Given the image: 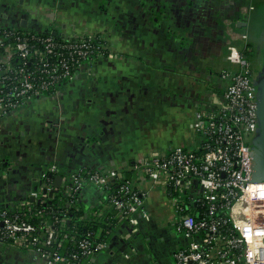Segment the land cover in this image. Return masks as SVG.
Listing matches in <instances>:
<instances>
[{
    "label": "crops",
    "instance_id": "obj_1",
    "mask_svg": "<svg viewBox=\"0 0 264 264\" xmlns=\"http://www.w3.org/2000/svg\"><path fill=\"white\" fill-rule=\"evenodd\" d=\"M39 7L52 11L44 13L45 23L97 31L110 38L115 52L79 71L56 100L0 122V206L31 199L51 166L62 176L87 167L137 179L134 165L145 154L176 146L178 138L191 144L196 112L223 101L221 72L234 67L229 44L248 53L239 46L247 34L261 43L253 52L257 58L264 54V0H0V22L26 26L29 9ZM250 61L253 71L262 69ZM104 195L86 189L87 216L101 221L111 213L112 207L99 208ZM165 201L155 187L147 203L152 219L142 221L131 239H114L113 252L123 260L125 253L131 256L126 264L136 257L144 264H172L170 250L179 241L165 223L172 212ZM113 258L105 252L97 261L114 264ZM38 261L34 252L0 243V264Z\"/></svg>",
    "mask_w": 264,
    "mask_h": 264
},
{
    "label": "built area",
    "instance_id": "obj_2",
    "mask_svg": "<svg viewBox=\"0 0 264 264\" xmlns=\"http://www.w3.org/2000/svg\"><path fill=\"white\" fill-rule=\"evenodd\" d=\"M51 12L30 8L33 20L26 17V26L0 22V122L29 105L56 100L79 71L114 57L110 38L70 30L65 21L45 23ZM228 52L234 67L221 72L223 101L196 112L191 144L145 154L134 165L137 179L80 167L65 174L53 194L57 167L46 168L31 199L0 206V243L34 252L39 264H98L105 252H112L114 264L132 263L128 252L124 260L113 252L114 239H131L142 221L152 219L147 203L159 187L172 211L169 226L183 238L172 264H264V179L258 178L252 144L260 127V95L244 50L229 44ZM91 187L105 194L99 208L112 207L111 214L102 208L101 217L117 218L110 235L80 234L71 222L67 207L80 203L77 208L86 209ZM57 195L67 207L58 200L55 212Z\"/></svg>",
    "mask_w": 264,
    "mask_h": 264
},
{
    "label": "trees",
    "instance_id": "obj_3",
    "mask_svg": "<svg viewBox=\"0 0 264 264\" xmlns=\"http://www.w3.org/2000/svg\"><path fill=\"white\" fill-rule=\"evenodd\" d=\"M245 55L248 56L247 51H244ZM116 188V185L114 186ZM56 200L52 204L54 209L57 212L59 204L63 205L65 208L67 207L64 202L60 201L59 195L56 196ZM58 200L61 202L58 204ZM42 205H36V207H41ZM81 206L80 203H76L75 205H71L70 207H67L70 212V216L72 217L71 222L72 224L76 223L77 227L79 229V233H87L88 231L94 232L95 235L103 236V235H110L113 232V227L117 223V218H112L111 220H106L107 216L110 217L111 215L106 214V218L102 219L101 221L94 220L92 217L87 216L86 209H78L77 207ZM55 214V213H54ZM111 214V213H110ZM33 222L38 223L39 220L36 218H33ZM71 224V225H72Z\"/></svg>",
    "mask_w": 264,
    "mask_h": 264
},
{
    "label": "flooded vegetation",
    "instance_id": "obj_4",
    "mask_svg": "<svg viewBox=\"0 0 264 264\" xmlns=\"http://www.w3.org/2000/svg\"><path fill=\"white\" fill-rule=\"evenodd\" d=\"M253 78L260 95V115L262 121L257 134L252 139V144L256 155L257 166L264 173V69L253 71ZM176 247H171V255H174Z\"/></svg>",
    "mask_w": 264,
    "mask_h": 264
},
{
    "label": "rangeland",
    "instance_id": "obj_5",
    "mask_svg": "<svg viewBox=\"0 0 264 264\" xmlns=\"http://www.w3.org/2000/svg\"><path fill=\"white\" fill-rule=\"evenodd\" d=\"M251 36H253L254 37V35L253 34H251ZM241 39V41L243 42V44L242 45H239L240 47H243L244 49H246L247 50V48H248V56H249V58L251 59V60H253L254 61V64H255V67H257L258 65H261L262 66V69H264V54H263V56L261 55L259 58H257V54H255V53H253V52H256V50H257V46H259L261 43H259V40H258V42L257 41H253V38L251 37L249 40L247 39V40H244V39H242V38H240ZM247 41V42H246ZM259 43V44H258ZM263 51V50H262ZM178 145H182L183 144V140L181 139V138H178V143H177ZM32 173V172H31ZM165 223L166 224H168L169 222L168 221H165ZM175 232L174 233H172L170 236H172L173 238H175ZM178 239L179 240H182L183 238L181 237V236H179L178 237ZM133 262H134V260H133ZM135 263H137V264H141L142 263V261L140 262V260H139V258L138 257H136L135 258ZM134 263V264H135ZM142 264H144V262L142 263Z\"/></svg>",
    "mask_w": 264,
    "mask_h": 264
},
{
    "label": "water",
    "instance_id": "obj_6",
    "mask_svg": "<svg viewBox=\"0 0 264 264\" xmlns=\"http://www.w3.org/2000/svg\"><path fill=\"white\" fill-rule=\"evenodd\" d=\"M26 21H24L25 24ZM259 114H260V106H259ZM261 115H260V125H261ZM258 178L264 179V173L262 172V169H260V167H258ZM63 176L62 175H55L54 177V189H52V191L50 192V194H53L54 192H58L59 188L61 187V182H62ZM34 200V198H33Z\"/></svg>",
    "mask_w": 264,
    "mask_h": 264
}]
</instances>
